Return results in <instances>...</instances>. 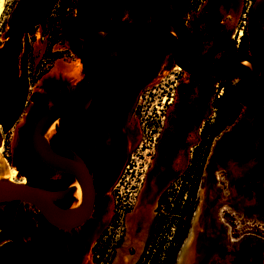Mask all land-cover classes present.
I'll return each mask as SVG.
<instances>
[{"label":"flooded vegetation","instance_id":"af4514ba","mask_svg":"<svg viewBox=\"0 0 264 264\" xmlns=\"http://www.w3.org/2000/svg\"><path fill=\"white\" fill-rule=\"evenodd\" d=\"M156 1L145 0L144 9L152 6ZM53 2L54 6L47 16V21H49L50 17L58 18L56 13L60 8L61 0H19L14 7L6 44L0 49V127L4 129L8 130L10 126H17L23 118L26 123L29 119L33 97L22 95L23 82L27 81L28 78H26V70L20 68V55L15 66L10 50H2L7 44L16 45V34L23 31L24 27L27 29L33 26L34 33L37 29L48 28V25L42 24L41 21ZM193 2L194 0H183L173 4V0H159L158 7L147 16L142 34L148 36L165 19L179 18L188 25L189 29L187 49L189 61L194 66L202 68L214 67L227 55L239 51L243 35L239 33L237 45L234 46V50H231V39L236 37V33L234 36L230 32L224 33L223 36L219 35L215 24L223 25L224 21L218 20L217 9L211 0L207 3L208 15L205 17V26L190 25L188 22L190 18L189 8ZM81 3L83 4V0L77 1L76 10L70 6L65 8L62 16L58 19L59 22L67 16L66 12H69L70 9L72 12H78V15H74L78 21V25L74 27L77 34L80 33L85 24ZM113 19L121 20L119 16H115ZM148 19H151L153 23V29L150 33L147 31L146 25ZM35 22L37 24H34ZM127 23L133 27L138 25V22L135 24ZM58 28L61 29L60 26ZM27 35L31 34L24 31L19 44H22ZM256 39L258 41L254 45L248 36L249 47L247 52L258 55L262 67L261 77L264 78V65L261 57L264 44L258 49V45L264 41V34L258 35ZM212 40L217 43L219 54H215L214 49L207 47ZM176 41L177 39L172 33L165 34L150 46L131 44L119 33H111L104 39L100 48L104 97L98 112L87 120L63 119L60 124V131L65 143L57 135L51 141L52 147L58 153L74 159L80 158L94 177L97 188L95 219L92 225L93 227L96 224L94 236L91 237L88 234L89 230L92 229L91 227L83 232L84 234L87 233L86 236L76 244L72 237L75 234L69 237L70 240H65L64 233L49 226L38 212V217L34 216L31 207L22 208L16 202L1 205L0 239L8 238L10 234V239L5 244L7 249L8 243L12 244L13 255L10 259L12 264H90L87 258L91 252L93 255L91 264H105L100 260L107 249L105 247L100 248L99 245H102L105 232L111 227V221H109V208H105V211L96 214L101 206L106 203L101 197L100 177L108 174V166H113V169L118 161L124 158L132 145H128L126 153L116 154L109 150L116 133L127 130L132 134L130 132V115L133 111L138 110L139 100L142 99V95L149 84L155 86L156 89L150 90L146 96L147 100L154 101V103L150 109L151 137L147 146L150 147L151 156L145 184L149 183L146 184L147 187L157 191L154 206H151L149 214L151 215L156 204L160 205L161 198L165 194L169 196L171 193L185 192L187 189V194L190 191H196L200 204L201 194L205 190L207 195L211 194L215 200V218H218L220 224L222 222L227 229H230V236L240 234L231 231L238 230L234 226H237L239 222L246 223L247 217L264 223V121L260 116L243 108L240 104L241 108L238 112L233 106H230L221 113L218 103L226 97V84L228 81L230 82V86L234 87L235 94L236 79L242 78L235 77L234 72H227L232 67L213 77L190 76L181 70L176 71L177 67L174 65L172 57V50ZM167 54L170 56L169 59L172 64L170 74H167L169 76L168 82L160 79V81L163 80L162 83L153 84L162 75L163 68L160 67V61ZM213 55L215 57L211 58ZM253 86L247 92L252 101V96L255 95ZM72 90V95L68 101L70 103L82 100L91 93L92 89L83 74V78L73 85ZM263 98L264 91L258 100L260 104L258 106L264 111ZM60 103L65 102L55 101V105ZM161 103L162 105L159 107ZM20 107H23V112L17 119ZM47 110H43L38 117ZM130 137L132 136L130 135ZM141 148H143L142 145ZM106 152L113 154L110 163H107V157L106 159L101 157ZM25 154V158H20L19 161L23 160L26 164L36 161L42 168H45L34 154L30 142L25 147ZM127 168L129 169L130 165ZM116 173L117 170L114 169L112 175L109 174L105 177V181H108L107 178H112ZM21 174H25V172L21 170ZM148 178H150L149 181ZM179 181L181 182L180 187L175 185ZM49 182L65 185L63 190H75L74 178L69 175L58 174L46 177L45 174L40 173L38 180L30 182V184ZM159 192L162 194L157 200ZM75 194L74 191V193L58 200L57 203L60 206L69 207L70 205L65 200L73 196L76 197ZM185 200H187V195ZM81 202L82 199L79 206ZM98 215H102V220L97 224L95 220ZM150 215L148 219L140 217V221L138 220L134 225L130 223V218L133 215L129 217L127 244L120 251L115 264L134 261L132 258H124L123 252L129 247L140 253L146 241V234L144 231L137 235L136 229L138 225L146 229ZM239 215L242 218H239ZM92 219L79 230L87 229L91 225ZM143 220L145 222L147 220V222L145 223ZM21 235L28 237V239L19 242ZM253 235L250 233L235 239L242 240ZM88 236L90 239H87ZM61 237L64 238L63 242L68 241L70 243L68 247L63 248V261L50 251L60 243ZM219 238H222L221 244L224 247L221 248L219 245L217 249L221 248L222 253H230V245H226L228 234L226 232L220 234ZM235 239L233 241H236ZM105 246L107 245L105 244ZM56 248L58 252L62 249L59 246Z\"/></svg>","mask_w":264,"mask_h":264},{"label":"rangeland","instance_id":"374dc122","mask_svg":"<svg viewBox=\"0 0 264 264\" xmlns=\"http://www.w3.org/2000/svg\"><path fill=\"white\" fill-rule=\"evenodd\" d=\"M18 1L19 0L7 1L5 12L0 22V49H2L6 44V33L9 30L10 19L12 17L14 7ZM68 1L69 6L76 10L77 7L75 5L77 4L78 0ZM144 1L145 0H99V3H102L103 6L98 7L97 5L93 4L92 0H83V4L81 3V5L85 24L84 28L81 29L79 34H77L74 30L75 25H78L77 18H74V15H78V12H72V9H70L69 12H66L67 16H65L58 22V26H60L61 29L59 42L56 45L50 46L51 30L49 28H46L44 30L37 29L34 35H27L24 37V41L21 44L22 52L19 57V65L21 69L26 70V78H28V80L23 82L22 95L29 96L31 98L33 97L31 99L32 105L30 109L31 111H33V113L30 114L29 119L26 121V123L24 122L23 118L17 126H10L8 130L0 127L1 136L3 138V151L1 153V160L5 165L6 170H8L13 177H15L14 181H24L25 183L30 184V182H36L38 180L40 173L45 174L46 177H52L56 175L51 173L48 169L42 168V166H40L36 161L26 164L23 160L19 161V159L25 158V147L29 142L25 137L32 128L39 114L43 110L53 107L56 100L68 102L72 95L73 85L83 78L81 61L79 57L71 50V47L66 41L63 24L68 22L72 23V33L77 42H79L81 41L89 27L101 20L113 19L115 16H119L121 20L125 22H129L131 24L137 23L139 15L145 8ZM181 1L183 0H173V4L180 3ZM208 1L210 0H194V2L190 5V18L188 20L190 25L205 26V17L208 15ZM211 1L215 4V8L217 9L218 20L224 21L223 25H219L218 23L215 24L219 35L223 36L224 33L230 32L231 35L234 36V34L236 33V37L234 39H231V50H234V46L237 45V40L241 31H247L249 39L252 41L258 35L264 34V0H237L236 2H233V0ZM228 15L229 17H227ZM146 25L147 31L150 33L153 29L152 20L148 19ZM207 47H211L212 49H214L213 52H215V54L219 52L217 50V43L214 40H212L207 45ZM54 55L57 56L53 58ZM169 57L170 56L167 54L164 55V57L161 59L160 67L163 68L161 72L162 75L153 84H158L160 82L162 83L163 80L164 82H168L169 76L167 74L172 68ZM213 57H215V55H213L211 58ZM261 57L264 65V47L262 49ZM57 63H62L72 68L73 70H76L78 68L76 80L75 78H73L75 80L73 81V79L69 77H67L68 79L63 77V79H65V87L63 88H59L56 85L43 86L42 83L52 73ZM160 79L163 80L160 81ZM154 89H156L155 86L151 84L147 85V90L143 93L142 99L139 100L140 106L137 107L138 110L133 111V113H131L130 115V132L133 135L137 136V140H134V144H132L133 146H130V149L128 150L124 158L118 161L113 169V166L111 167V165H109L107 168V170L109 169L108 174L100 177V189L102 191L101 197L103 201H106V203L101 206L96 214L102 213L103 211H105V208H109V221H111V227L105 232V237L104 240H102V245H99L100 248L105 247V249H107L105 254L101 256L100 260V262L105 264H115L120 251H122L127 244V237L129 233L128 219L136 212L139 197L147 179L146 173L149 168V161L151 156L149 152L150 147L147 146L149 145L151 137L149 119L151 112L150 109L154 101H150L149 99L147 100L146 96H148L150 90ZM144 102L146 103L144 104ZM161 105L162 103L159 105V107H161ZM22 112L23 107H20L17 119L20 118ZM16 137H19L21 140H23L22 151L18 154H16L14 150V141ZM53 137L50 138V141H52ZM141 145L143 146V148H141ZM112 155L113 154H108L106 152L103 153L101 157L105 159L107 157V163H110V159L113 157ZM17 157L18 159H16ZM128 165H130L129 169L127 168ZM114 169L117 170L116 175L112 176V178H107L108 181H105V177L109 174L112 175ZM21 170H23L25 174H21ZM8 171H5L4 173L5 178L8 174ZM175 185L180 187L181 182H176ZM187 190L185 192H175L169 194L167 203L162 206L156 204L150 215L148 227L146 229H143L141 225H138L136 229L137 235L142 234L144 231L146 234V241L143 244L140 253H137L134 248L129 247L125 252H123L124 258H132L134 259L133 264H139L143 261L148 251L153 254L155 249H157V246L161 245L162 242L170 241V237L173 235L172 233L174 231L175 222L179 219V212L177 210L181 205H183V202L185 201V197L187 195ZM181 194L184 195L183 198L180 197ZM211 197L213 196L211 195ZM63 198L64 197L59 198V200ZM65 201L68 205L73 206L74 204H76L77 199L73 196L72 198H69ZM198 204L199 202L196 194V196L192 200V213L195 212L196 214ZM27 206L30 207L26 204L21 205L22 208H25ZM31 211H34L33 215L38 217V213L34 209ZM239 218H242V216L239 215ZM247 218L248 219L246 223L239 222L237 226H234L238 228V230L234 229L231 232L240 233L236 236H230V229H227L224 226V223L221 222L220 224V222H218V231L220 232L219 237L220 234H222L223 229H225L224 231L226 232V234H228V241L226 242V245H230V253H222L221 248L224 247V245L221 244L222 241L220 240L218 243L220 244L221 248L217 249L219 247V244H217L212 253L209 264H264V223L254 221L252 217ZM94 219L95 216L92 219L91 225L88 226L87 229L78 230L73 233H64L65 240H68L71 235L85 232L86 230L90 229L94 224ZM216 219L218 221V218ZM188 224L189 219L185 220V226L186 229L189 226V232L192 225ZM250 233L254 235L251 237H245V239L242 240L235 239L240 236L244 237L246 236V234ZM233 238L236 241H233ZM250 238H252L253 240L249 244H247L245 250H241L239 248V244ZM9 239L10 234L8 235V238L0 239V264H12L10 261L11 256L13 255L11 248L12 244L8 243V249L6 248L5 244L7 240L9 241ZM27 239L28 237H24L21 235L19 238V242ZM63 240L64 238L61 237L60 243H58V245L50 250L56 256H58L61 261H63V254L58 252L56 247L59 246L63 249L68 247L70 244L68 241L63 242ZM105 244L107 246H105ZM98 254H100V251H98ZM92 256L93 255L91 252V254H89L87 258L90 264L92 262Z\"/></svg>","mask_w":264,"mask_h":264},{"label":"water","instance_id":"95a60500","mask_svg":"<svg viewBox=\"0 0 264 264\" xmlns=\"http://www.w3.org/2000/svg\"><path fill=\"white\" fill-rule=\"evenodd\" d=\"M158 4L159 0L143 10L137 27H133L120 19H105L90 26L81 41L78 42V47L76 49L71 47V50L81 61L84 77L91 85V93L78 102L60 103L49 108L36 119L25 137L30 142L37 159L46 169L56 175H69L74 178V184L77 183L79 185L82 193L80 206H77V202L69 207H63L57 203L59 198L72 194L75 190L47 191L28 183L15 182L3 176L6 171L5 168H2L0 172V206L15 202L19 205H29L40 214L49 226L63 233H73L81 229L93 218L97 201V188L93 175L80 158L74 159L58 153L52 147L51 139L48 140L46 138V133L54 124H57L53 136L57 135L65 143L60 131V124L63 119L87 120L98 112L104 97L100 48L104 39L111 33H119L126 41L138 46H150L155 44L165 34H174L177 39L176 45L172 50L174 65L190 76L213 77L236 65L249 68L251 70L249 79H236V98L243 108L251 110L264 121V111L247 95L249 88L258 82L262 75V67L258 55L256 53L235 51L227 55L214 67L202 68L194 66L187 57L189 29L183 20L179 18L165 19L148 36L142 34V28L147 16L158 7ZM257 41H255L254 45H256ZM133 137L136 141L137 136L133 135ZM2 145L3 138L0 131V149ZM147 185L145 184L141 195ZM161 194L162 192H159L157 200ZM140 197L138 204L141 203ZM194 213L191 214L189 223ZM188 228L186 229V239L177 255L175 264H209L214 249L206 251L199 257V252L195 253L191 247L192 244L188 245L187 243ZM224 233L223 231L222 234ZM252 240L250 238L240 243L239 248L245 250L246 244H249Z\"/></svg>","mask_w":264,"mask_h":264},{"label":"bare ground","instance_id":"6f19581e","mask_svg":"<svg viewBox=\"0 0 264 264\" xmlns=\"http://www.w3.org/2000/svg\"><path fill=\"white\" fill-rule=\"evenodd\" d=\"M7 1L8 0H0V22L2 20L3 14L5 12ZM230 1H232V0H230ZM234 1L236 2L237 0H233V2ZM92 2H93V4L97 5L98 7L103 6L102 3H99V0H92ZM71 25H72L71 22L63 24L64 34H65V38H66V41L68 42L69 46L76 49L78 47V42L72 33ZM240 33H241V35H243V31H241ZM77 69L73 70L72 68H70V67H68L62 63H57L55 65V68L52 71V73L44 80V82L42 84H43V86L56 85L59 88H63V87H65L64 86L65 79H63V77H65V78L69 77L71 79L75 78V80H76L77 74H78ZM180 70L181 69L179 67L176 68V71H180ZM75 80L73 79V81H75ZM31 113H33V111H31L30 114ZM56 126H57V124H54L51 127V129L48 131V133H46V138L48 140L54 135ZM114 135H115V133H114ZM130 135L132 136V134L127 132V130H124L123 132H120L118 134L116 133V135L114 136V139L112 140L111 147L109 146L110 147L109 150H111L112 153L114 152L116 154L119 152L126 153L128 145L134 144V140H135L134 137L133 136L130 137ZM111 136H113V135H111ZM130 138H131V141H130ZM22 146H23V140H21L19 137H16L15 141H14L15 153H17V154L21 153L22 148H23ZM2 151H3V149L1 148L0 149V172H1L2 168H5V165L2 163V160H1L2 159L1 158L2 157L1 156ZM6 171H8V170H6ZM3 176H5V175L3 174ZM6 178L9 180H12V181H14V179H15V177H13L9 173V171H8V174L6 175ZM20 183H25V182L23 181ZM75 187L78 189H76ZM75 187H74V189H75V193H76L75 195L77 198V206H79V202L82 199L81 189L77 183H75ZM156 195H157V191L155 189H151L149 186L147 188H145V190L143 191V193L140 197L141 203H139V205L137 206L135 214L130 218V223L132 225L137 223V221L140 219V217H146L148 219V217L150 215L149 213L151 212L150 209L154 206L153 204H154V199H155ZM200 200H201V202L199 204V207H197V212L194 215V217L192 216L193 218H191V220H190L189 224H191L192 227L189 231L188 239H187L188 245L192 244L191 247H192V249H194L195 253L199 252L198 253L199 257L202 254L206 253V251H210L211 249L212 250L215 249L217 244H219L218 242L222 239V238L221 239L219 238V233H220L218 231V228H219L218 222L219 221L217 222V219L215 218V210H216L215 200L210 195L208 196L207 193L205 192V190H204V193L201 194ZM101 220H102V215L96 216L95 222L97 224L100 223ZM146 222H147V220H146ZM95 230H96V224H95V226L92 227V229L89 230L88 234H90L91 237H93ZM86 234L87 233L84 234L83 232L78 233L77 235L75 234L74 236H72L74 238L73 241L76 242V244H78V242H80L81 240L84 239V236H86ZM87 239H90L89 236L87 237ZM59 252H61V254H63L64 250L60 249ZM133 262L129 261V262H125L124 264H133Z\"/></svg>","mask_w":264,"mask_h":264},{"label":"trees","instance_id":"16d2710c","mask_svg":"<svg viewBox=\"0 0 264 264\" xmlns=\"http://www.w3.org/2000/svg\"><path fill=\"white\" fill-rule=\"evenodd\" d=\"M53 6H54V2L50 5L48 11H46L44 15V19L41 21L42 24H47L48 28L51 30L50 46H54L55 44L59 42L60 30L58 28V19L59 17L62 16L63 14L62 12L65 10V8L69 7V1L61 0L60 8L58 9V12L56 13L58 18L50 17L49 21H47L48 20L47 16L52 10ZM34 24H37V22H35ZM32 27L33 26H30L27 29H25L24 27L23 31H19V33L16 34V39H17L16 45L10 46L7 44L6 47L2 50V51L8 50V49L10 50L13 56V63L15 66L17 64L18 57L20 53L22 52V45L19 44V41L21 40L24 31H28V33L31 35L34 33V30H33L34 28ZM6 37H8V31L6 33ZM262 44H264V41L258 45V49H260ZM248 47H249L248 34H247V31H244L243 36L241 38V44H240L239 51L247 52ZM56 56L57 55H54L53 58H55ZM227 72L228 73L234 72L235 77L237 78L249 79L251 77V71L249 70V68L242 66V65H236L232 67L231 69H229ZM225 88H226V97L222 98L218 103L221 113H223L225 108H228L230 106H233L236 112H238L241 106L239 105L235 97L234 87L230 86V82L228 81ZM253 90L255 92V95L252 96V99L257 105H260L258 103V100L261 98L262 93L264 91V78L263 77H260L258 83L253 86ZM32 186L41 188L47 191H61L65 188V185H60L59 183H56V182H49L46 184L37 183ZM195 196H196V191H190L187 194V200H185L183 202V205H181L180 208L177 210L179 212V219L176 220L175 222L174 231L172 233L173 235L170 237V241L162 242L161 245L157 246V249H155L153 254H151L150 251H148L143 261L140 262L139 264H175L176 263L177 255L186 239L185 220L189 219L193 212L192 200L194 199ZM180 197L183 198L184 195L181 194ZM167 200H168V196L165 194L161 198L160 206L166 204Z\"/></svg>","mask_w":264,"mask_h":264},{"label":"crops","instance_id":"0c3cea01","mask_svg":"<svg viewBox=\"0 0 264 264\" xmlns=\"http://www.w3.org/2000/svg\"><path fill=\"white\" fill-rule=\"evenodd\" d=\"M252 39V38H251ZM255 41H257V39L255 38V39H253V41L251 40V42H253V43H255Z\"/></svg>","mask_w":264,"mask_h":264}]
</instances>
